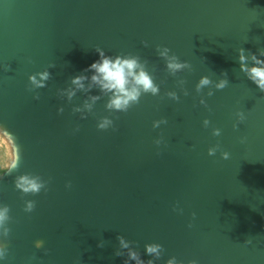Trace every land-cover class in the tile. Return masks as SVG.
Here are the masks:
<instances>
[{
    "label": "water",
    "instance_id": "obj_1",
    "mask_svg": "<svg viewBox=\"0 0 264 264\" xmlns=\"http://www.w3.org/2000/svg\"><path fill=\"white\" fill-rule=\"evenodd\" d=\"M148 1L184 18L177 52L151 20L132 21L119 0H0V125L15 134L22 156L17 171L0 176V206L11 217L0 264H124L119 235L145 262L264 264V92L240 70L238 53L245 49L249 66L250 53L264 60V0ZM97 46L147 61L159 94H143L127 112L108 110L97 86L69 101L60 90L99 59ZM157 46L191 67L170 74ZM46 67V86L30 90L29 75ZM202 76L211 84L198 92ZM90 95L101 99L88 112ZM103 116L113 120L106 130L97 127ZM162 118L167 123L154 128ZM244 150L255 195L242 192L234 166L220 158ZM23 173L40 175L47 190L23 194L14 183ZM27 200L36 202L31 212ZM152 242L163 246L159 259L146 253Z\"/></svg>",
    "mask_w": 264,
    "mask_h": 264
},
{
    "label": "clouds",
    "instance_id": "obj_2",
    "mask_svg": "<svg viewBox=\"0 0 264 264\" xmlns=\"http://www.w3.org/2000/svg\"><path fill=\"white\" fill-rule=\"evenodd\" d=\"M147 46V41L143 42ZM158 47V54L160 57H163L166 61V68L168 72L172 75H175L176 72L184 69L185 67L190 68L191 65L189 62H181L176 54L169 55L168 47ZM95 51L99 55V59L92 62L87 68L81 71V74L73 76L71 78V85L66 90H60L61 93L66 91L68 100L71 101L73 97L76 96L78 90L80 91H89L93 86H97L101 94L108 96L107 103L105 107L110 111H119L127 112L129 108L133 105L138 104L140 97L143 94L151 93L152 95H157L160 92L159 85L155 82L152 74L147 70L146 64L147 61H141L138 55L129 54H118L115 56L106 55L105 51L97 46ZM261 56H264V48L258 50ZM239 63L240 70L245 73L247 78L257 85L260 91L264 92V60H260L255 53H250L252 60V65L249 66L248 60L249 56L245 55V49L239 48ZM49 67H55L54 64H50ZM87 73H90V82L87 87L85 86L84 81L89 79ZM50 73L46 67L43 71L35 72L29 75L30 90L36 88H43L46 86V81L50 78ZM224 76H227V73L224 72ZM39 77V79H37ZM211 84V80L207 76H202L196 85V90L199 92L204 88V86ZM228 84L227 79H222L219 83L216 84L217 89H223ZM74 86V87H72ZM210 91L208 95H212ZM167 96L173 99H179L175 92H167ZM187 95V92H185ZM36 99H39V94L35 96ZM101 99L100 95H90L83 102V109H87L88 112H91L96 101ZM201 103L205 101L201 100ZM83 109L79 106H74L72 111L80 112L81 118L86 117ZM63 107L58 109L59 112H63ZM237 118L239 121H242L245 117L243 112H237ZM161 123H167L166 119L162 118L160 120L153 121V127H158ZM204 125L208 126L209 120H204ZM113 126V120L108 116H103L99 119L97 127L101 130H106L109 127ZM233 127H237L236 124ZM214 135H220V129H213ZM157 145L161 143V139L155 141ZM219 148V144L209 148V155H214ZM0 150L3 154L0 155V176L4 174H11L19 169L21 163V148L17 142V137L14 133L9 131L6 127L0 125ZM224 159L229 157L227 151L222 152ZM15 187L22 191L23 194H37L42 189L47 190V182L41 178L38 174L33 173H23L15 177L14 180ZM70 186V185H69ZM34 200L25 201V211L31 212L35 208ZM10 208L8 205L0 206V235L7 238L11 231L8 226V222L11 220L9 215ZM195 216V213H193ZM121 248L128 249L127 259L124 261V264H128L129 260H134L136 264H155L154 259H148L145 262L141 259L138 251L129 248V242L125 240L123 235L117 237ZM43 245V241H37L36 247L40 248ZM103 241L98 244V247H103ZM146 253L149 256H154L155 259L161 257L163 246L159 243H147L145 245ZM47 252V249H45ZM8 248L6 244L0 245V259L6 258V253ZM115 255L121 256L122 252L119 250L116 251ZM167 264H177L176 258L172 257L167 261ZM182 264V262H181ZM188 264H197L196 260H190Z\"/></svg>",
    "mask_w": 264,
    "mask_h": 264
},
{
    "label": "bare ground",
    "instance_id": "obj_3",
    "mask_svg": "<svg viewBox=\"0 0 264 264\" xmlns=\"http://www.w3.org/2000/svg\"><path fill=\"white\" fill-rule=\"evenodd\" d=\"M119 2L121 5L128 4L127 6L132 21H136L139 17L151 20L157 32L162 34V36L172 45V50L176 52L178 51L177 48L179 46L177 47V43L180 41L181 26L185 23L182 16L171 11L169 8L159 10L148 0H132L129 3L119 0ZM233 117V115L229 116L226 119V122L230 121ZM220 158H223V156ZM226 160H229L234 166L233 178L242 192L245 195H255V193H258V191L254 189L255 175L253 173L250 151L244 150L242 155L229 153V157Z\"/></svg>",
    "mask_w": 264,
    "mask_h": 264
},
{
    "label": "rangeland",
    "instance_id": "obj_4",
    "mask_svg": "<svg viewBox=\"0 0 264 264\" xmlns=\"http://www.w3.org/2000/svg\"><path fill=\"white\" fill-rule=\"evenodd\" d=\"M2 150H0V152H1ZM208 251V250H207Z\"/></svg>",
    "mask_w": 264,
    "mask_h": 264
}]
</instances>
